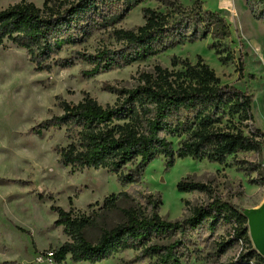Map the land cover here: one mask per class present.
Wrapping results in <instances>:
<instances>
[{"label": "rangeland", "instance_id": "obj_1", "mask_svg": "<svg viewBox=\"0 0 264 264\" xmlns=\"http://www.w3.org/2000/svg\"><path fill=\"white\" fill-rule=\"evenodd\" d=\"M27 1L42 8L48 0ZM62 1L69 5L76 0ZM20 2L0 0V12ZM129 9L123 3L103 7L99 15H92L84 22L87 35L57 57L72 60L74 65L55 68L52 73L35 72L25 50L12 43L0 46V264H55L49 253L68 237L55 226L53 205L65 211L73 209L77 217L102 215L96 226L85 232L94 242L105 221L108 228L122 221L118 212H101L106 198L122 193L127 197L120 198L121 207H134L146 216L157 212L171 223L192 218L196 209L216 200L241 213L263 203L264 150L262 154L230 157L225 164L177 158L172 168H167L164 158H156L139 180L123 187L118 176L107 170L71 174L57 153L58 147L68 145L64 130L34 131L52 116H62L63 102L77 105L90 97L102 107H117L127 99L125 91L143 86L147 75H155L158 69L175 72V59L195 64L201 58L224 85L253 95V122L247 124L245 133H264V22L255 19L247 0H139ZM147 9L167 16L157 52L144 61L126 64L119 58L128 45L118 32L137 34L146 25ZM204 11L217 13L226 21V37L220 28H211L207 39L190 41L192 35L205 31L199 18ZM215 44L225 49L222 58L231 54V60L223 62L213 49ZM106 52L104 58L118 66L104 68L105 62L99 58ZM173 142L178 150V142ZM181 183L190 186L181 189ZM240 231L237 223L219 225L213 234L200 230L194 236L193 259L185 264H256V259L240 261L255 251L249 232V239L241 240L237 238ZM132 256L131 252L123 255ZM119 258L98 264H120ZM64 264L87 263L68 259Z\"/></svg>", "mask_w": 264, "mask_h": 264}, {"label": "trees", "instance_id": "obj_2", "mask_svg": "<svg viewBox=\"0 0 264 264\" xmlns=\"http://www.w3.org/2000/svg\"><path fill=\"white\" fill-rule=\"evenodd\" d=\"M138 1L76 0L68 5L62 0H48L38 8L21 0L0 12V46L10 42L25 50L37 73L69 68L74 61L57 57L87 35L84 22L91 20L92 15H99L103 7L124 3L131 9ZM247 4L255 19L264 22V0H247ZM165 16L147 9L144 10L146 25L137 34L119 31V39L128 45L119 59L133 64L155 54L165 30ZM199 18L205 31L192 35L190 41L207 39L211 28H220L222 36H227L228 25L217 13L204 11ZM213 49L223 62L231 60V54L222 58L226 51L220 45H213ZM107 54L103 53L99 59L110 70L118 63L104 58ZM173 65L178 68L175 72L158 69L155 75L146 76L143 86L125 91L127 99L117 107H102L90 97L77 105L63 102L60 105L63 115L52 116L34 131L64 130L68 145L58 147L57 153L71 174L107 170L118 176L123 187L139 180L144 168L156 158H164L167 168H172L177 158L225 164L228 158L242 153L262 154L264 133L259 130L245 133L247 124L253 122V95L224 85L201 58L195 64L175 59ZM240 73L244 74L243 62ZM173 141L178 142V150ZM130 166L134 168L125 171ZM188 186L181 183L179 188ZM122 197H127L126 193L105 199L101 212H118L122 221L112 228L105 221L94 242L85 232L96 226L102 215L77 217L73 209L65 211L53 205L51 211L57 215L55 226L61 227L68 237L66 243L50 252L55 264H64L68 259L74 263L98 264L116 257H120V264H185L193 259L194 236L200 230L213 234L217 226L233 223L241 226L237 238L249 239L247 219L238 209L219 200L196 209L192 218L184 222L171 223L157 212L146 216L134 207H121ZM49 200L52 202V197ZM129 252L132 258L123 257ZM255 259L256 264H264L255 251L240 261Z\"/></svg>", "mask_w": 264, "mask_h": 264}, {"label": "water", "instance_id": "obj_3", "mask_svg": "<svg viewBox=\"0 0 264 264\" xmlns=\"http://www.w3.org/2000/svg\"><path fill=\"white\" fill-rule=\"evenodd\" d=\"M242 215L247 219V228L253 248L264 259V201L258 208L243 211Z\"/></svg>", "mask_w": 264, "mask_h": 264}, {"label": "built area", "instance_id": "obj_4", "mask_svg": "<svg viewBox=\"0 0 264 264\" xmlns=\"http://www.w3.org/2000/svg\"><path fill=\"white\" fill-rule=\"evenodd\" d=\"M52 256H53V254L52 253H49V257H50L51 260H52Z\"/></svg>", "mask_w": 264, "mask_h": 264}, {"label": "bare ground", "instance_id": "obj_5", "mask_svg": "<svg viewBox=\"0 0 264 264\" xmlns=\"http://www.w3.org/2000/svg\"><path fill=\"white\" fill-rule=\"evenodd\" d=\"M172 173H173V171H172Z\"/></svg>", "mask_w": 264, "mask_h": 264}]
</instances>
